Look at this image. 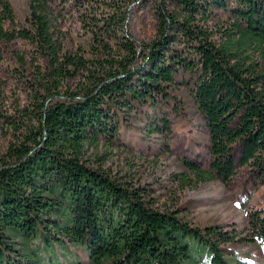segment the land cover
Masks as SVG:
<instances>
[{"label": "trees", "instance_id": "16d2710c", "mask_svg": "<svg viewBox=\"0 0 264 264\" xmlns=\"http://www.w3.org/2000/svg\"><path fill=\"white\" fill-rule=\"evenodd\" d=\"M148 1L27 0L16 24L0 0V264H43L29 244L59 236L92 264H195L184 235L205 245L208 264H234L222 244L235 236L157 208L88 149L114 144L146 112L168 128L186 108L182 88L206 132L210 177L226 184L239 165L263 180L264 0H152L153 34L139 40L129 16ZM64 14L81 31L75 41L57 28ZM18 39L33 50L26 75L24 55L8 54ZM9 70L25 96L7 110ZM247 223L264 249V207Z\"/></svg>", "mask_w": 264, "mask_h": 264}, {"label": "rangeland", "instance_id": "374dc122", "mask_svg": "<svg viewBox=\"0 0 264 264\" xmlns=\"http://www.w3.org/2000/svg\"><path fill=\"white\" fill-rule=\"evenodd\" d=\"M9 2L14 12V22H23L27 0ZM151 2L149 0L143 5L134 6L129 16L130 33L139 40H148L153 34ZM63 19L64 23L57 26L60 33L67 40H77L81 31L74 17L64 14ZM5 26L10 30L8 23ZM8 49V54L14 51L24 55L27 65L17 67L24 72L31 60V47L18 39ZM13 67L16 68V65ZM11 73L10 70L6 73V88L1 95L4 109L7 110L15 101L21 103L25 96L24 86L15 83ZM26 73L29 74V71ZM179 91L187 105L179 115H172L168 128H162L159 121L153 122L150 113L146 112L136 124L120 126V136L114 144H99L94 150L88 149L90 158L103 154L101 166L119 180L133 187H141L144 197L153 198L157 208L176 210L177 214L194 225H216L235 236V241L222 244L229 261L232 259L234 264H264L263 245L250 239L253 236L247 223L249 210L264 207V179L257 181L246 167L239 165H236L233 178L226 184L210 177L206 132L184 89ZM182 161L195 166L198 172L194 174ZM8 231L15 243L26 248L25 239L12 230ZM59 238L45 249L37 240L28 247L33 249L37 244L43 264H92L81 245L74 244L65 236ZM181 240L187 246L189 260H195V264H208L209 254L204 244L187 235Z\"/></svg>", "mask_w": 264, "mask_h": 264}]
</instances>
